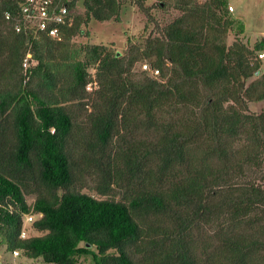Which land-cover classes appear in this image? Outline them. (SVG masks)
Wrapping results in <instances>:
<instances>
[{
  "label": "trees",
  "instance_id": "1",
  "mask_svg": "<svg viewBox=\"0 0 264 264\" xmlns=\"http://www.w3.org/2000/svg\"><path fill=\"white\" fill-rule=\"evenodd\" d=\"M153 1L161 10L176 1L182 15L125 61L74 43L92 19L120 20L125 0H74L85 12L61 39L18 32V2L0 0V243L8 252L42 264L84 256L264 264V112H248L264 102V38L252 49L227 46L236 28L229 0ZM141 60L151 70L137 77ZM87 181L107 198L82 193Z\"/></svg>",
  "mask_w": 264,
  "mask_h": 264
},
{
  "label": "rangeland",
  "instance_id": "2",
  "mask_svg": "<svg viewBox=\"0 0 264 264\" xmlns=\"http://www.w3.org/2000/svg\"><path fill=\"white\" fill-rule=\"evenodd\" d=\"M174 2L176 3V1ZM174 2L170 1L167 10H161L153 0H147L143 8H139L137 0H125L120 20L101 23L92 19L89 25L83 28L87 34L74 39V43L89 47L95 45L103 46L107 51L117 53L119 57L127 61L132 57L130 51L133 47L144 49L150 39L160 37L163 29L174 19L182 15V12L174 7ZM237 4L236 0L235 3L229 1V12L231 13V18L235 20L236 28L238 24L236 21H241L245 25V32L239 35L236 28L230 31L226 44L227 46H232L236 41H241L252 49L257 42L264 38V0H249L242 9H239ZM84 12L85 8L82 2H79L75 13L82 15ZM145 64L151 66L150 60H141L135 64L133 74L137 77H143V66ZM89 73L92 78L95 77V69H89ZM261 73H264V59ZM147 74L151 75L150 73ZM89 87L91 89L88 88V91H93L94 84H91ZM248 106V112L251 114L259 115L264 112V102L249 103ZM245 141L246 137L242 135L239 140L234 142V149H240ZM256 176H252L253 180L257 179ZM81 191L98 199L107 198L97 194L93 183L90 181H87V188ZM35 198L34 195L29 196L27 197V201L33 203ZM117 199H120V196H117ZM26 229L27 233L31 236L40 235L33 229L30 223H26ZM209 231V233H213V229ZM80 263L94 264L91 256L82 257ZM0 264H42V261L28 259L23 254L16 255L10 253L0 243Z\"/></svg>",
  "mask_w": 264,
  "mask_h": 264
},
{
  "label": "built area",
  "instance_id": "3",
  "mask_svg": "<svg viewBox=\"0 0 264 264\" xmlns=\"http://www.w3.org/2000/svg\"><path fill=\"white\" fill-rule=\"evenodd\" d=\"M18 2L19 18L15 20L16 30L22 31L33 30L42 31L55 39H61L63 26L71 24L75 9L71 8L74 0H15ZM232 9V7H231ZM11 19V15L7 16ZM32 54L28 53L24 61L25 69L30 67ZM260 59H264V51L259 54ZM143 70H151V67L145 64ZM154 75H158L159 71H153ZM91 89V87H88ZM28 222L32 221V217L27 218ZM26 232H22L24 238ZM18 255V252H14Z\"/></svg>",
  "mask_w": 264,
  "mask_h": 264
},
{
  "label": "crops",
  "instance_id": "4",
  "mask_svg": "<svg viewBox=\"0 0 264 264\" xmlns=\"http://www.w3.org/2000/svg\"><path fill=\"white\" fill-rule=\"evenodd\" d=\"M231 3H235V0H229ZM247 1L249 0H236V2L238 3V7L239 9L244 8V6L247 4Z\"/></svg>",
  "mask_w": 264,
  "mask_h": 264
}]
</instances>
